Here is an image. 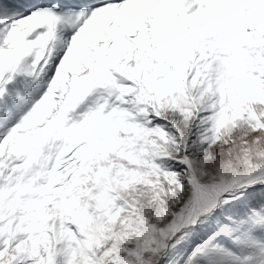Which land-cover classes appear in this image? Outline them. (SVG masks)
I'll list each match as a JSON object with an SVG mask.
<instances>
[{
    "label": "snow or ice",
    "instance_id": "obj_1",
    "mask_svg": "<svg viewBox=\"0 0 264 264\" xmlns=\"http://www.w3.org/2000/svg\"><path fill=\"white\" fill-rule=\"evenodd\" d=\"M0 264H264V0H0Z\"/></svg>",
    "mask_w": 264,
    "mask_h": 264
}]
</instances>
